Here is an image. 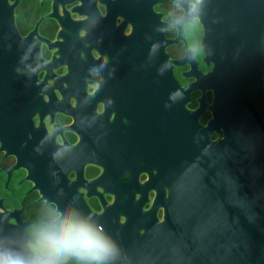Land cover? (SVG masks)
Wrapping results in <instances>:
<instances>
[{
	"label": "flooded vegetation",
	"instance_id": "obj_1",
	"mask_svg": "<svg viewBox=\"0 0 264 264\" xmlns=\"http://www.w3.org/2000/svg\"><path fill=\"white\" fill-rule=\"evenodd\" d=\"M195 2L0 0V252L42 258L58 213H92L131 264H211L188 162L233 133L237 94L262 125L264 59L221 52Z\"/></svg>",
	"mask_w": 264,
	"mask_h": 264
},
{
	"label": "water",
	"instance_id": "obj_2",
	"mask_svg": "<svg viewBox=\"0 0 264 264\" xmlns=\"http://www.w3.org/2000/svg\"><path fill=\"white\" fill-rule=\"evenodd\" d=\"M195 6L221 52L236 45L264 59V0H203ZM249 102L247 94L236 95L233 133L201 144L185 174L188 219L201 222L198 242L216 264H264V106L262 125L251 128Z\"/></svg>",
	"mask_w": 264,
	"mask_h": 264
},
{
	"label": "clouds",
	"instance_id": "obj_3",
	"mask_svg": "<svg viewBox=\"0 0 264 264\" xmlns=\"http://www.w3.org/2000/svg\"><path fill=\"white\" fill-rule=\"evenodd\" d=\"M202 3L203 0H196V4ZM194 19L198 20L199 16ZM14 70L17 73L20 71L18 68ZM99 87V82L93 83L87 89L88 95H92ZM170 95L172 98L179 96L178 93ZM108 102L110 105L113 103L111 99ZM114 115L112 113L110 119H114ZM199 139L202 137L197 133L193 142L196 143ZM91 215L92 213H88V216L84 217L74 213L61 217L58 213V222L43 228L33 244L42 258L31 259L19 253L0 252V264H65L69 257L80 261V264H109L119 258H122L124 264H131L120 244L104 233L103 226L89 222Z\"/></svg>",
	"mask_w": 264,
	"mask_h": 264
}]
</instances>
